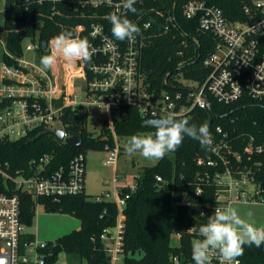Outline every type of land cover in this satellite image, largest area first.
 <instances>
[{
  "label": "built area",
  "instance_id": "built-area-1",
  "mask_svg": "<svg viewBox=\"0 0 264 264\" xmlns=\"http://www.w3.org/2000/svg\"><path fill=\"white\" fill-rule=\"evenodd\" d=\"M44 1L60 3L78 13L102 9L103 14L94 13V17L102 20L111 12L126 13L123 0H25L24 6L28 10L33 3L43 5ZM145 1L137 0L136 3L143 5ZM7 3V0H0V140H20L38 129L56 128L66 133L62 122L65 108L88 113L92 104L102 102L109 111L115 106H135L145 121L169 114L190 119L196 109L211 110L212 101L230 106L247 98L264 104V0H184V18L197 21L201 32L210 33L216 39L215 46L203 61L208 72L202 82L188 80L179 73L161 90L152 89L141 71L143 33L134 41L120 42L110 36L104 23L92 24L89 32L91 60L87 68L86 63L80 61L73 65L76 75L84 82L82 102L72 82L59 85L52 69L41 71L39 49L42 42L38 35L27 38L30 43L26 45V52L35 53L32 62L26 60L24 49L21 56L8 51L4 26ZM168 19L175 26L174 19L171 16ZM145 25L143 28L147 31L151 23ZM83 30V25L76 27L78 33ZM50 41L47 48L51 51ZM184 45L188 47V40ZM87 72L92 74L91 79ZM210 133L213 138L209 149L211 156L198 157L197 164L223 168V171L216 172L212 179L208 172L200 178L197 195L205 183L212 181L216 186L215 207L223 209L243 201L264 203L262 190L243 170L244 157L249 161L253 156L264 154V146L253 136L239 134L231 138L221 126ZM68 137L66 133L65 138ZM118 156L115 149L107 164H115ZM50 160L49 156L33 159L25 169L14 173L10 172L9 164L4 168L0 166L2 264H58L59 253L54 254L52 250L55 244L41 242L37 235L27 231L28 226L22 219L21 197L59 199L83 193L87 160L84 154H79L67 168L49 172ZM157 180L160 182L161 178ZM251 187H254L253 193H249ZM118 189L114 181L113 193L95 197L96 201H114L118 210L115 226L105 229L100 238L109 264H124L127 197L121 196ZM39 206L36 201L35 212ZM173 261L177 263L178 259ZM212 264H221L220 258L214 255Z\"/></svg>",
  "mask_w": 264,
  "mask_h": 264
},
{
  "label": "trees",
  "instance_id": "trees-1",
  "mask_svg": "<svg viewBox=\"0 0 264 264\" xmlns=\"http://www.w3.org/2000/svg\"><path fill=\"white\" fill-rule=\"evenodd\" d=\"M7 2L4 21L6 47L15 56H21L24 41L36 35L41 42H49L59 33L70 31L74 37L87 39L90 43L92 39L89 32L92 24L97 22L104 23L112 36L110 22L94 17L95 12L103 14L102 9H87L78 13L60 3L44 1L43 5L33 3L27 10L25 0ZM183 3L184 0H146L143 5H134L138 10L136 15L124 14L140 27V34L143 33L145 42L141 71L145 82L152 89H165L163 81L168 74L167 81L180 73L195 82H202L207 75L208 70L203 67V61L213 51L216 39L210 33L201 32L197 21L184 18ZM20 14H23L22 18ZM169 16L174 19L175 26L170 24ZM148 22L151 27L144 31L143 27ZM78 25H83L85 30L76 32ZM185 40H188V47L184 45ZM50 52L49 48L43 49L41 46L39 58ZM87 75L89 79L93 77L89 72ZM110 118L113 131L109 123H105L102 133L95 138L87 128V113L67 107L62 116L64 129L69 136H82L83 147L71 148L60 142L55 135L43 134L45 130L38 129L20 140H0V166L4 168L9 164L10 172L14 173L25 169L33 159L49 156L51 160L48 170L55 172L67 168L79 154H84L86 158L89 146L115 150L117 144L114 135L116 138H125L152 130L144 127L145 119L135 106L112 107ZM188 120L197 127L208 123L209 131L221 126L231 138L239 134L253 136L258 144L264 146V104L247 98L230 106L212 101L211 110L196 109ZM200 156L207 159L211 156V150L185 137L175 152H169L155 166L143 170L134 189H119L120 195L127 197L124 209V264H194L191 245L199 237L189 228L205 224L216 206L214 182L205 183L202 192L197 195L199 180L207 172L212 179L216 172L223 171V168L199 166L197 158ZM244 165V172L262 190L264 197V154L253 156L249 161L245 156ZM158 177L161 178L160 182ZM21 200L22 219L28 227L34 223L36 201L49 212L70 214L78 218L80 229L60 238L57 243L63 247L64 252L81 262L109 264L100 238L105 229L115 226L118 210L114 201H96L95 197L88 196L85 191L59 199L34 200L24 195ZM174 236L179 238V245H173ZM174 258L178 259L177 263L173 261ZM239 258L241 264H264V245L259 248L245 246L244 254Z\"/></svg>",
  "mask_w": 264,
  "mask_h": 264
},
{
  "label": "clouds",
  "instance_id": "clouds-1",
  "mask_svg": "<svg viewBox=\"0 0 264 264\" xmlns=\"http://www.w3.org/2000/svg\"><path fill=\"white\" fill-rule=\"evenodd\" d=\"M136 2L137 0H123L122 7L126 13L136 15ZM106 18L111 24L112 36L118 41H134L141 32L140 27L127 15L111 12ZM50 47V54L40 58L41 71L51 70L61 56L68 63H88L92 57L89 41L74 37L70 31L53 37ZM154 128V133L130 136L125 151L129 155L138 153L147 160H160L169 152H175L185 137L198 141L205 149H210L213 144L208 123L197 127L190 124L186 118L169 114L159 118ZM247 215L250 218L252 213ZM189 230L199 237L191 245L194 264H212L214 255L220 258L221 264H240L238 258L244 254L245 246L259 248L264 245V226H256L231 206L223 209L215 207L205 224L198 228L191 227Z\"/></svg>",
  "mask_w": 264,
  "mask_h": 264
},
{
  "label": "rangeland",
  "instance_id": "rangeland-1",
  "mask_svg": "<svg viewBox=\"0 0 264 264\" xmlns=\"http://www.w3.org/2000/svg\"><path fill=\"white\" fill-rule=\"evenodd\" d=\"M30 40L26 39L23 43L25 58L27 61L32 62L35 56L34 52H26V45ZM58 59H64L62 56ZM64 65L60 71V78L64 83L69 81L74 84L75 93L79 95L80 102L84 101L83 79L78 77L73 68L74 63ZM88 115V131L93 137L97 138L102 133L105 123H109L110 129L113 131L112 122L110 118V111L106 104L95 103L90 106ZM57 128H61L56 125ZM154 130H148L145 134L154 133ZM114 134V133H113ZM115 138L116 151L120 149V155L115 164H107L110 153L114 150H101L92 147L86 149V164H85V193L88 196L97 197L106 194L107 192L113 193L114 181L119 188L130 187L136 184L137 178L142 174L146 167H153L160 160H147L141 155H129L125 151V145L129 137ZM169 154V153H168ZM254 192V187H251L249 193ZM237 209L239 214L250 220L256 226H264V203L254 202H237L231 205ZM251 212L252 216L249 218L248 213ZM80 220L73 215L63 214L59 212H49L44 206L37 208L34 223L31 227H27V231L33 235H37L39 241L56 244L57 241L65 235L78 231L80 229ZM173 245H179V238L174 236L172 238ZM58 264H87L86 261L81 262L78 258L68 255L66 252L58 254Z\"/></svg>",
  "mask_w": 264,
  "mask_h": 264
},
{
  "label": "water",
  "instance_id": "water-1",
  "mask_svg": "<svg viewBox=\"0 0 264 264\" xmlns=\"http://www.w3.org/2000/svg\"><path fill=\"white\" fill-rule=\"evenodd\" d=\"M42 48L43 49L47 48V42L46 41L42 42ZM168 78H169V74L167 76H165V78H164V81H163L164 86H167ZM156 121H157V119L156 120H147L144 122V127L155 130L154 125H155ZM48 133L55 135L60 142L65 143L66 145L70 146L71 148L79 149V148L83 147L84 141H83L82 136H70L68 138H65L66 133L62 130H56V128L45 130L43 132V134H48ZM52 250H53L54 254H58V253L63 251V247L57 243V244L52 246Z\"/></svg>",
  "mask_w": 264,
  "mask_h": 264
},
{
  "label": "crops",
  "instance_id": "crops-1",
  "mask_svg": "<svg viewBox=\"0 0 264 264\" xmlns=\"http://www.w3.org/2000/svg\"><path fill=\"white\" fill-rule=\"evenodd\" d=\"M66 64H67V62L64 59L63 60L62 59L61 60L58 59L56 65L52 68L53 73L55 74L56 80H57L59 85L68 84L70 82L69 81L68 83H64L62 81V79L60 78V74H59V73H61L60 71H62V69L64 68V65L66 66ZM113 192H114V189H113Z\"/></svg>",
  "mask_w": 264,
  "mask_h": 264
}]
</instances>
